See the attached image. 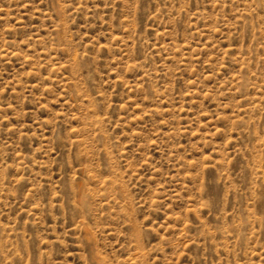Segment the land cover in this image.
I'll return each instance as SVG.
<instances>
[{
	"label": "rangeland",
	"instance_id": "rangeland-1",
	"mask_svg": "<svg viewBox=\"0 0 264 264\" xmlns=\"http://www.w3.org/2000/svg\"><path fill=\"white\" fill-rule=\"evenodd\" d=\"M0 264H264V0H0Z\"/></svg>",
	"mask_w": 264,
	"mask_h": 264
}]
</instances>
